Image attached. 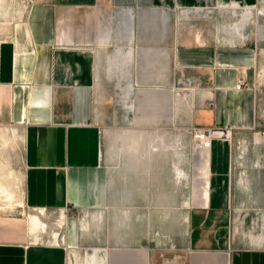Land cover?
<instances>
[{
    "label": "crops",
    "instance_id": "crops-1",
    "mask_svg": "<svg viewBox=\"0 0 264 264\" xmlns=\"http://www.w3.org/2000/svg\"><path fill=\"white\" fill-rule=\"evenodd\" d=\"M25 1L0 0V126L20 130L24 165V212L0 213V264H264V241L235 230L248 194L233 143L195 148L191 134L264 131V16L217 28L263 0ZM123 180L162 183L135 184L126 221ZM187 180L201 184L186 196ZM257 181L264 207V158ZM154 196L165 199L156 212ZM168 229L176 236L152 235Z\"/></svg>",
    "mask_w": 264,
    "mask_h": 264
},
{
    "label": "rangeland",
    "instance_id": "rangeland-1",
    "mask_svg": "<svg viewBox=\"0 0 264 264\" xmlns=\"http://www.w3.org/2000/svg\"><path fill=\"white\" fill-rule=\"evenodd\" d=\"M4 7V6H2ZM0 8V14L3 13ZM20 8L15 9L14 13L9 11L11 18L17 15ZM221 19L218 20L217 28L220 30H241L244 27L246 29L251 26L255 29V25L260 16H264V0L259 3L256 7H239L233 12H227L224 15L221 14ZM246 16V19L250 17V24L242 26V17ZM248 23V22H247ZM3 28L0 27V35L3 33ZM255 88L257 91L258 99V111L262 115L264 120V52L259 55V62L256 68V83ZM264 141V131H259L257 128L254 130H249L242 133H237L232 136L233 143V158L239 165L240 172H243L242 185L245 191H247L248 196L242 198L238 203V213L236 214L237 226L235 230L238 234L251 238L254 236L255 240L260 239L264 241V207L261 203V199L258 198V181H257V171L259 160L264 158V151L259 147V143ZM192 143H194V138L192 137ZM243 163V164H242ZM111 168L120 167L122 173H129V166L124 161V158L114 157L109 162ZM23 174L24 165L22 159V138L19 129H11L9 127L0 126V213L3 214H20L24 212L23 207V195H22V185H23ZM135 184H138V188L141 189H151L156 192L162 183L159 182H130L128 180H123L118 182L119 190L122 193V206L123 212L122 220H128V208H129V193L130 190L134 189ZM201 181L193 183L191 181L183 182L182 185L186 192V196L189 191L194 188L199 187ZM134 187V188H133ZM200 188V187H199ZM250 194V196H249ZM146 200V199H143ZM162 201L165 199L154 196L148 199L150 209L157 211L160 207ZM188 201V200H187ZM176 205L172 204V200H169V208L173 211ZM57 215L51 214L49 217L47 215L43 216L45 219L51 223H55ZM37 217V218H36ZM155 217V216H154ZM36 218L37 223H33V219ZM156 218V217H155ZM44 220V219H43ZM155 220V219H154ZM172 216L170 217V221ZM31 229L34 231L41 223L38 216L33 215L30 219ZM52 226H45L43 229H38L35 231L34 235L39 236L41 234L46 235L50 232ZM177 231L173 229L168 230H153L152 235L154 238L160 239H171Z\"/></svg>",
    "mask_w": 264,
    "mask_h": 264
},
{
    "label": "built area",
    "instance_id": "built-area-1",
    "mask_svg": "<svg viewBox=\"0 0 264 264\" xmlns=\"http://www.w3.org/2000/svg\"><path fill=\"white\" fill-rule=\"evenodd\" d=\"M25 1V0H24ZM29 2L30 0H26ZM25 1V3H27ZM246 85L245 78L241 77L239 79V86ZM192 137L194 138V147L202 149H210L213 145L214 140H228L232 143L233 132L232 129L228 128H194L191 131ZM244 171L239 172L243 174Z\"/></svg>",
    "mask_w": 264,
    "mask_h": 264
},
{
    "label": "bare ground",
    "instance_id": "bare-ground-1",
    "mask_svg": "<svg viewBox=\"0 0 264 264\" xmlns=\"http://www.w3.org/2000/svg\"><path fill=\"white\" fill-rule=\"evenodd\" d=\"M33 223L36 224L37 223V220L36 218L33 219Z\"/></svg>",
    "mask_w": 264,
    "mask_h": 264
}]
</instances>
